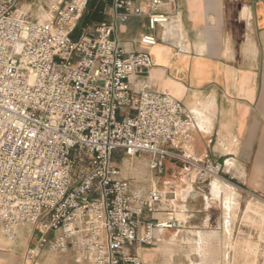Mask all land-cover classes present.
I'll return each mask as SVG.
<instances>
[{
    "label": "built area",
    "instance_id": "obj_1",
    "mask_svg": "<svg viewBox=\"0 0 264 264\" xmlns=\"http://www.w3.org/2000/svg\"><path fill=\"white\" fill-rule=\"evenodd\" d=\"M89 2L0 0V230L13 238L38 225L31 260L49 246L74 250L80 263L155 264L134 248L154 245L176 218L158 217L163 192L133 188L116 160L149 154L162 173L188 116L182 101L138 79L148 78L152 56L127 50L120 29L147 16L150 30H165L180 14L164 11V0H110L107 19L77 39ZM160 41L172 38L141 37ZM194 163L201 181L224 170Z\"/></svg>",
    "mask_w": 264,
    "mask_h": 264
},
{
    "label": "crops",
    "instance_id": "obj_2",
    "mask_svg": "<svg viewBox=\"0 0 264 264\" xmlns=\"http://www.w3.org/2000/svg\"><path fill=\"white\" fill-rule=\"evenodd\" d=\"M164 1L162 9L179 13V23L165 30L160 26L150 30L147 16H133L121 26L120 38L127 50L147 51L152 56L148 78L138 79H147L154 91L170 94L186 107L188 124L169 144L173 152L169 157H177L175 159L187 168L193 167L194 162L208 160L224 165L222 178L213 179L210 184L212 198L209 194L203 196L208 208L216 201L221 202L224 236L229 246L232 212L239 208L240 191L247 195H264V0ZM109 5L110 0H90L89 13L97 10L100 13L99 20L93 22L107 19L104 12ZM87 26L90 27V23ZM163 31L172 38L171 42L160 41L153 46L141 42L144 33L152 32L161 37ZM215 180L233 192L234 206L230 210L226 206V189L219 195L213 193ZM170 181L162 190L156 187L169 202L172 199L167 195L173 185ZM181 182L177 183L175 191L176 203L164 204L167 209L179 207L176 211L179 222H187L186 202L190 196H196L197 191L191 182L187 185L184 180ZM173 215L171 212L165 216L159 214L161 218ZM147 216L151 218L150 214ZM27 230L24 224L17 228L16 239L7 235L0 237V264L80 263L74 250L59 256L41 253V250L36 262L25 258L30 247L39 240L27 239ZM180 231L177 227L158 230L159 240L154 245L136 246L134 251L147 262L162 264L169 260L171 249L181 246ZM22 236L26 238L20 243ZM221 238V233L215 230L191 231L188 238L183 239L190 248L193 246L188 257L197 254L202 263L219 264ZM158 242L157 249H150ZM16 245H21L19 254L13 249ZM229 253L228 248L225 261Z\"/></svg>",
    "mask_w": 264,
    "mask_h": 264
},
{
    "label": "rangeland",
    "instance_id": "obj_3",
    "mask_svg": "<svg viewBox=\"0 0 264 264\" xmlns=\"http://www.w3.org/2000/svg\"><path fill=\"white\" fill-rule=\"evenodd\" d=\"M26 8H28V6H26ZM89 14L90 13L88 7L84 18L81 20L76 29L75 37L77 39L85 34L86 29H89L87 23H90L91 26L95 23L93 21L88 22L90 17ZM46 18H48V15L44 14L42 19ZM175 158L167 157L162 173L150 168L149 163L151 161V157L149 154H143L141 156H137L134 159L129 158L128 156H123L118 157L116 160L118 165L122 169L123 176L130 180L133 188L141 189L146 194L153 190H156V187L161 190L164 189L163 187L169 180H171L170 182L173 185H170L172 188L170 189L171 192H169L167 195L168 199L176 198L175 191L177 190V183H182L181 180H184L186 185L191 182L194 185L195 190L197 191L196 196H190L186 202L187 208L185 211L186 214H188L187 222L180 221L177 222L178 224L176 225V227L181 230L179 234V243L181 244V246L179 248L175 247L171 249V251L173 252L168 254L169 261L162 262V264H207L202 263L201 258L197 254H192L191 257H188V254L191 253L190 249L193 246L190 248V244L187 242V240H183L184 238H188L191 231L201 229L213 231L215 230L221 233L222 238L221 244L219 245L221 257L219 264H264V195H247L240 191L241 196L238 198L239 208H236L232 212V214L234 215L232 222L233 228L232 231L230 230V245L228 246L227 243L229 241L227 242V236H224V208L219 201L214 202L211 207L208 208L206 206L205 197L203 196L204 194L210 195V184L215 176L210 177L206 181H201L198 178V171L194 166L191 168H187L185 165L180 163L179 159ZM126 164L127 166H129V168L125 166ZM172 179H174L175 181H173ZM210 197L212 198V195H210ZM178 203L185 204L184 202H180V200H178ZM165 209L167 208L165 207L164 202H162L160 213H163V216H165L166 213L171 212L174 214L173 216L177 221L178 217L176 215V211L180 210V208L169 207L167 210ZM183 214L186 216L185 213ZM157 216L161 217L159 216V214H157ZM166 217L168 218L172 216ZM207 220L208 224H206ZM25 225L28 228L27 232H25L27 239L29 237L33 239H40L41 232L38 225L33 223H26ZM4 233L5 232L0 230V237L3 238L4 235H7L6 233ZM14 233L15 235H13V239H16L17 228L15 229ZM24 236L19 238L20 243L26 238ZM38 242L39 240H37L35 246L32 247L35 248ZM17 245L13 249L18 253L22 249L19 248L21 245ZM159 246L160 242H158L157 245L150 247V249H157ZM227 247L229 248L230 253L228 261H225L224 255L228 251ZM42 252H45L48 255L58 256L65 254H61L62 252L53 251L49 246L43 248L41 253ZM25 256V258H28L27 253ZM38 258L39 257L34 260H31L29 258L28 259L32 262H36ZM191 260L195 263H193ZM75 264H88V262Z\"/></svg>",
    "mask_w": 264,
    "mask_h": 264
},
{
    "label": "bare ground",
    "instance_id": "obj_4",
    "mask_svg": "<svg viewBox=\"0 0 264 264\" xmlns=\"http://www.w3.org/2000/svg\"><path fill=\"white\" fill-rule=\"evenodd\" d=\"M132 161V160H131ZM216 178H219L218 176H216L214 179H216ZM213 193L216 195H219V193L221 192V190H223V189H226V187L225 186H222V184L219 182V181H217V180H215L214 182H213ZM226 194H227V197H226V206H227V209L228 210H230L231 208H233V206H234V199H233V192L231 191V190H228V189H226ZM163 202L165 203V202H167V203H170V205H174L175 203H176V198H174V199H172L170 202H169V200H166L165 198H164V200H163ZM177 215V214H176ZM177 222H179V219H177V221H176V224L175 225H177L178 223ZM176 227V226H175ZM208 240H210L209 238H207ZM201 242V241H200ZM200 244V243H199ZM210 252V251H209ZM211 256V255H210ZM169 261V260H168Z\"/></svg>",
    "mask_w": 264,
    "mask_h": 264
},
{
    "label": "trees",
    "instance_id": "obj_5",
    "mask_svg": "<svg viewBox=\"0 0 264 264\" xmlns=\"http://www.w3.org/2000/svg\"><path fill=\"white\" fill-rule=\"evenodd\" d=\"M89 15H90V17H89V21L88 22L99 20V15H100L99 10H97L96 13H94V14L91 13Z\"/></svg>",
    "mask_w": 264,
    "mask_h": 264
}]
</instances>
